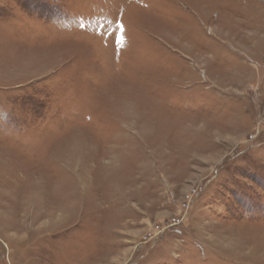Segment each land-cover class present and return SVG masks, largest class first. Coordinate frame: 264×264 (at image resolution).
I'll use <instances>...</instances> for the list:
<instances>
[{"label": "rangeland", "instance_id": "374dc122", "mask_svg": "<svg viewBox=\"0 0 264 264\" xmlns=\"http://www.w3.org/2000/svg\"><path fill=\"white\" fill-rule=\"evenodd\" d=\"M0 264H264V0H0Z\"/></svg>", "mask_w": 264, "mask_h": 264}, {"label": "built area", "instance_id": "2783aa9c", "mask_svg": "<svg viewBox=\"0 0 264 264\" xmlns=\"http://www.w3.org/2000/svg\"><path fill=\"white\" fill-rule=\"evenodd\" d=\"M162 234V232L160 233V234H158L157 236H156V238H159V236Z\"/></svg>", "mask_w": 264, "mask_h": 264}]
</instances>
